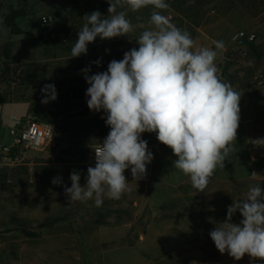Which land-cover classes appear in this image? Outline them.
<instances>
[{"label": "rangeland", "instance_id": "rangeland-1", "mask_svg": "<svg viewBox=\"0 0 264 264\" xmlns=\"http://www.w3.org/2000/svg\"><path fill=\"white\" fill-rule=\"evenodd\" d=\"M165 2L166 10L119 8L134 31L108 40L97 37L86 54L71 57L84 16L96 10L107 16L108 0H3L0 149L11 143L10 129L28 116L50 125L53 136L41 150L28 151L17 165L0 170V264H264L247 254L239 261L221 254L209 235L226 219L233 200L244 198L251 185L264 189V146L253 143L264 139V87L253 83L264 67V0ZM154 10L187 30L195 45L216 50L221 79L241 93L240 102L249 100L245 110L239 102L234 151L223 168H216L204 192H197L191 181L173 186L183 179L182 172L165 178L175 169L171 153L170 166L159 171L151 162L139 180L126 169L130 191L119 200L105 199L101 207L92 200L69 203L64 187H71L70 174L79 172L81 185L86 183L91 148L110 131L103 110L87 106L89 85L82 70L90 68L88 75L105 72L112 60L138 48L135 38L152 27ZM42 16L50 17L48 25L42 24ZM7 17L12 18L9 25ZM235 30L256 34L245 59L233 51ZM215 42L223 47L216 49ZM46 84L55 86L57 98L44 104L41 89ZM57 176L62 184L52 183ZM164 179L175 184H161ZM241 219L237 212L232 222Z\"/></svg>", "mask_w": 264, "mask_h": 264}, {"label": "clouds", "instance_id": "clouds-1", "mask_svg": "<svg viewBox=\"0 0 264 264\" xmlns=\"http://www.w3.org/2000/svg\"><path fill=\"white\" fill-rule=\"evenodd\" d=\"M108 15L96 10L84 16L86 23L77 33L71 57L87 53V46L99 37L108 40L128 36L134 31L127 19L125 5L139 11L151 5L166 10L165 0H108ZM152 26L135 38L138 48L112 60L107 71L88 75L87 106L106 114L110 128L95 150V165L87 168L86 183L80 173L70 174L71 187H64L69 203L92 200L101 207L105 199L119 200L130 191L124 173L141 179L154 156L141 134L156 133L160 143L169 147L176 159L173 166L188 176L197 192H204L216 168L234 151L240 121L241 93L224 82L216 65L217 51L196 47L191 34L173 24L161 11H152ZM223 47L215 42V48ZM94 63L99 66L100 61ZM42 103L57 98L55 86L41 89ZM264 146V139L253 141ZM257 174L251 173L252 179ZM53 184H62L57 176ZM239 212L242 219L233 223ZM217 250L239 261L245 254L264 260V189L251 185L246 196L233 200L226 219L209 232Z\"/></svg>", "mask_w": 264, "mask_h": 264}, {"label": "built area", "instance_id": "built-area-1", "mask_svg": "<svg viewBox=\"0 0 264 264\" xmlns=\"http://www.w3.org/2000/svg\"><path fill=\"white\" fill-rule=\"evenodd\" d=\"M2 4L3 0H0V36L2 34V29L4 28ZM41 20L43 25H48L51 19L48 16H42ZM256 40L257 37L254 32H248L245 30H235L230 37V42L234 47L233 51L241 59H245L248 56V46L255 44ZM253 83L258 88L264 87V67L257 71L253 77ZM9 135L11 137V143L2 146L0 149V170L17 165L26 152L38 151L44 148L53 136V129L50 125L41 124L33 117L28 116L21 120L16 127L11 128ZM106 137L101 138L91 148L89 160L92 166L95 165L94 149L102 143Z\"/></svg>", "mask_w": 264, "mask_h": 264}, {"label": "crops", "instance_id": "crops-1", "mask_svg": "<svg viewBox=\"0 0 264 264\" xmlns=\"http://www.w3.org/2000/svg\"><path fill=\"white\" fill-rule=\"evenodd\" d=\"M202 45L199 43V44H196V47H201ZM249 88H245V91H248ZM243 104L244 107V110L246 109V105L249 103V100L245 97V98H242L241 102ZM241 108V107H240ZM141 138L143 140H146L147 143H148V149L149 151H151L153 153V160L151 161L153 163V165L155 166L156 170H159L164 168V167H168L170 166L171 162V153L172 150L165 146L164 144L160 143L157 139V136H156V133H148V132H145V133H142L141 134ZM180 173L179 170H177L176 168L171 170L170 173L165 177L167 179L169 178H175V176H177L178 174ZM184 175V174H182ZM181 176V175H180ZM190 181V178L188 176H185L183 177L182 180H180V182H177L176 184L173 183V182H170L166 179L162 180L161 181V184H164V185H173V186H180L182 185L183 183L185 182H188ZM151 195V194H150ZM171 196H168V197H165L162 202L166 199V198H169Z\"/></svg>", "mask_w": 264, "mask_h": 264}, {"label": "trees", "instance_id": "trees-1", "mask_svg": "<svg viewBox=\"0 0 264 264\" xmlns=\"http://www.w3.org/2000/svg\"><path fill=\"white\" fill-rule=\"evenodd\" d=\"M10 22H12V18H11V17H7V19H6V24L9 25ZM252 45H253V44H251V46H252ZM3 53H4V57H5V59H8V58H9V51H8L6 48H4V52H3ZM58 115H59V112H57L56 114H54V115H53V118H57ZM92 120H94L93 122L96 123L95 121H96V120L98 121V118H95V117H94ZM48 121H49V120H48ZM44 122H46V121H44ZM94 130H95V132L99 133L98 131H101V128L95 124V128H94ZM22 233H23L24 235H26V236H30V235H31V234H29V233H27V232H25V231H23Z\"/></svg>", "mask_w": 264, "mask_h": 264}]
</instances>
